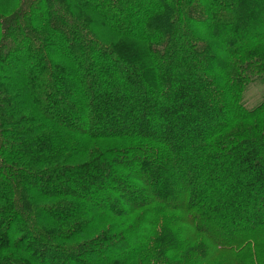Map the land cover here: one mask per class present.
<instances>
[{
	"label": "trees",
	"instance_id": "trees-1",
	"mask_svg": "<svg viewBox=\"0 0 264 264\" xmlns=\"http://www.w3.org/2000/svg\"><path fill=\"white\" fill-rule=\"evenodd\" d=\"M256 82L264 0H0V264H264Z\"/></svg>",
	"mask_w": 264,
	"mask_h": 264
},
{
	"label": "rangeland",
	"instance_id": "rangeland-1",
	"mask_svg": "<svg viewBox=\"0 0 264 264\" xmlns=\"http://www.w3.org/2000/svg\"><path fill=\"white\" fill-rule=\"evenodd\" d=\"M263 99H264V86L258 82L248 86L243 94V103L247 109H251L255 107ZM62 113L64 112L61 110V108H58L57 114H62Z\"/></svg>",
	"mask_w": 264,
	"mask_h": 264
}]
</instances>
